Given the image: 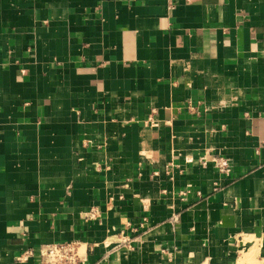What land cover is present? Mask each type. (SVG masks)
<instances>
[{"label": "crops", "instance_id": "obj_1", "mask_svg": "<svg viewBox=\"0 0 264 264\" xmlns=\"http://www.w3.org/2000/svg\"><path fill=\"white\" fill-rule=\"evenodd\" d=\"M71 241L264 264V0H0V264Z\"/></svg>", "mask_w": 264, "mask_h": 264}, {"label": "built area", "instance_id": "obj_2", "mask_svg": "<svg viewBox=\"0 0 264 264\" xmlns=\"http://www.w3.org/2000/svg\"><path fill=\"white\" fill-rule=\"evenodd\" d=\"M222 158H214L213 163L215 167L222 173L228 174L230 169L226 163L222 162ZM202 164L207 165V161L203 160ZM179 221V215H174L171 218V223H177ZM89 250L93 249V245L88 246ZM87 250L78 241L62 242L45 244L40 247L39 264H84L86 261L85 253ZM33 252L24 253L19 260L27 261L29 256H32Z\"/></svg>", "mask_w": 264, "mask_h": 264}]
</instances>
